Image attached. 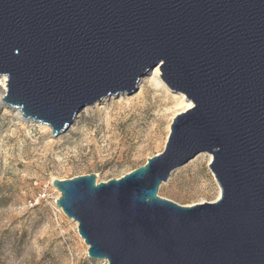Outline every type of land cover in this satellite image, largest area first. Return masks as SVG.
Instances as JSON below:
<instances>
[{
	"label": "water",
	"instance_id": "95a60500",
	"mask_svg": "<svg viewBox=\"0 0 264 264\" xmlns=\"http://www.w3.org/2000/svg\"><path fill=\"white\" fill-rule=\"evenodd\" d=\"M158 64L194 104L164 150L120 178H56V203L104 264H264V0H0L5 103L56 133ZM204 151L219 200L158 196Z\"/></svg>",
	"mask_w": 264,
	"mask_h": 264
},
{
	"label": "rangeland",
	"instance_id": "374dc122",
	"mask_svg": "<svg viewBox=\"0 0 264 264\" xmlns=\"http://www.w3.org/2000/svg\"><path fill=\"white\" fill-rule=\"evenodd\" d=\"M143 79L135 89L85 103L61 133L0 107L6 159L0 166V264H104L89 257L78 222L59 209L61 192L52 179L91 173L97 182L120 178L164 150L180 91L165 81L139 88ZM209 153L175 169L158 196L186 206L214 202L219 183Z\"/></svg>",
	"mask_w": 264,
	"mask_h": 264
},
{
	"label": "bare ground",
	"instance_id": "6f19581e",
	"mask_svg": "<svg viewBox=\"0 0 264 264\" xmlns=\"http://www.w3.org/2000/svg\"><path fill=\"white\" fill-rule=\"evenodd\" d=\"M161 68H162L161 65L158 64L153 70H151L150 73H147L146 76H143V78H144L143 82H145V83H144V85L142 87L139 86V88H143V87H145L147 85H154L156 83L160 84L161 82H164V78H163L164 76H162L163 75V71H162ZM7 93H8V76L4 75L3 77L0 78V107H1V112H2V110H5V112H8L9 109L12 108V107L6 105V103H5L4 97L7 95ZM174 104L175 105L172 108L175 109L176 112L174 111L175 113H174V116H173L172 120L179 113L184 112V111L192 108L193 105H194L193 102L188 99L187 95L184 92H180L179 94H177L175 96V103ZM101 105H102V103L98 104L99 109L100 108H105V106H101ZM15 111H17L16 116L18 118H24V115H23V113L21 112L20 109H16L15 108ZM28 121H33V120L28 119ZM44 128H46V126H43V129ZM1 133L2 132L0 131V134ZM3 151H4V145H3L2 136H0V155H1L2 161L6 160ZM204 154L205 153L201 154L200 156H203ZM213 158H214V154L213 153H209L208 154V162L211 163ZM212 174H213L214 178H216L214 173H212ZM54 179H56V178L54 177L52 179V182H53ZM221 196H222V189H221V187L219 185L218 186V192H217V195H216L214 201L219 200L221 198ZM59 209L63 212V209H61L60 207H59Z\"/></svg>",
	"mask_w": 264,
	"mask_h": 264
}]
</instances>
